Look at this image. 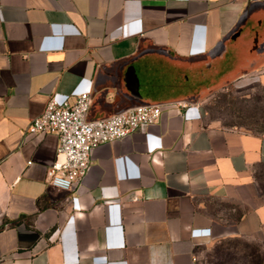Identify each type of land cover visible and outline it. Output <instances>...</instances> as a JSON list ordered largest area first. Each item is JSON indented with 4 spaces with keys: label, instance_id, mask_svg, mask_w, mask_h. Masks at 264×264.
<instances>
[{
    "label": "crops",
    "instance_id": "obj_1",
    "mask_svg": "<svg viewBox=\"0 0 264 264\" xmlns=\"http://www.w3.org/2000/svg\"><path fill=\"white\" fill-rule=\"evenodd\" d=\"M238 78L264 86V0H0V264H207L232 239L264 264V137L206 121ZM82 93L90 121L162 115L67 192L48 180L59 136L27 130Z\"/></svg>",
    "mask_w": 264,
    "mask_h": 264
},
{
    "label": "built area",
    "instance_id": "obj_2",
    "mask_svg": "<svg viewBox=\"0 0 264 264\" xmlns=\"http://www.w3.org/2000/svg\"><path fill=\"white\" fill-rule=\"evenodd\" d=\"M91 105L90 93L77 95L73 103L50 97L43 113L28 127L27 132L31 134L55 133L59 136L57 160L48 171L49 183L59 190L77 192L91 171L92 155L98 147L154 125L162 115L160 105H147L90 121ZM178 105L184 106L183 103Z\"/></svg>",
    "mask_w": 264,
    "mask_h": 264
},
{
    "label": "rangeland",
    "instance_id": "obj_3",
    "mask_svg": "<svg viewBox=\"0 0 264 264\" xmlns=\"http://www.w3.org/2000/svg\"><path fill=\"white\" fill-rule=\"evenodd\" d=\"M206 121L229 130L264 137V86L257 80L236 79L207 93ZM256 202L264 203V164L254 171ZM241 241V240H240ZM235 239L218 244L206 259L207 264H243L245 249Z\"/></svg>",
    "mask_w": 264,
    "mask_h": 264
},
{
    "label": "trees",
    "instance_id": "obj_4",
    "mask_svg": "<svg viewBox=\"0 0 264 264\" xmlns=\"http://www.w3.org/2000/svg\"><path fill=\"white\" fill-rule=\"evenodd\" d=\"M240 241V240H237ZM245 249H241L240 253L243 254L245 260L243 264H263L262 252L247 242L240 241Z\"/></svg>",
    "mask_w": 264,
    "mask_h": 264
},
{
    "label": "water",
    "instance_id": "obj_5",
    "mask_svg": "<svg viewBox=\"0 0 264 264\" xmlns=\"http://www.w3.org/2000/svg\"><path fill=\"white\" fill-rule=\"evenodd\" d=\"M255 43H256V47H255V48H257V47L259 46V42H258V41H256Z\"/></svg>",
    "mask_w": 264,
    "mask_h": 264
}]
</instances>
